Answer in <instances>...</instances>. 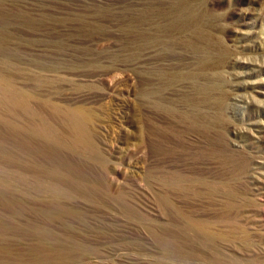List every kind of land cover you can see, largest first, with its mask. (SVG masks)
I'll return each instance as SVG.
<instances>
[{
    "label": "rangeland",
    "instance_id": "374dc122",
    "mask_svg": "<svg viewBox=\"0 0 264 264\" xmlns=\"http://www.w3.org/2000/svg\"><path fill=\"white\" fill-rule=\"evenodd\" d=\"M11 88L0 264H264V0H0Z\"/></svg>",
    "mask_w": 264,
    "mask_h": 264
},
{
    "label": "bare ground",
    "instance_id": "6f19581e",
    "mask_svg": "<svg viewBox=\"0 0 264 264\" xmlns=\"http://www.w3.org/2000/svg\"><path fill=\"white\" fill-rule=\"evenodd\" d=\"M5 93H8L9 96L11 95L12 101H14L16 105L19 104V99L15 97V91L12 88L4 90L2 92L0 89L1 95ZM25 107H24V110L26 109ZM56 109L58 110L57 107ZM60 112L62 113L64 117L65 124L67 125L69 130L72 132L73 140L67 146L73 150H76L78 148H83L87 151H90V153L91 152L97 153V149L93 141L90 138L91 131L89 128V123L91 121V114L87 110L80 108V107L70 108V109H66L65 111H60ZM33 131L36 135L49 138L46 132V128L44 126H37L34 128Z\"/></svg>",
    "mask_w": 264,
    "mask_h": 264
}]
</instances>
